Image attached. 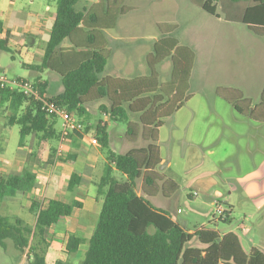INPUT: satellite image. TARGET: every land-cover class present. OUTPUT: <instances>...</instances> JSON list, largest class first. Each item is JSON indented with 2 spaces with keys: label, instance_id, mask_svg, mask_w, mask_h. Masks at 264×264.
<instances>
[{
  "label": "trees",
  "instance_id": "obj_1",
  "mask_svg": "<svg viewBox=\"0 0 264 264\" xmlns=\"http://www.w3.org/2000/svg\"><path fill=\"white\" fill-rule=\"evenodd\" d=\"M211 16L218 17L217 4L223 0H190ZM225 20L243 25L249 33L264 38V0H227ZM125 0H100L89 5L85 0H56V10L49 39L42 60L23 65L34 73L48 71L59 78L62 92L47 97V82L36 79L34 87L39 100L24 95L17 89L0 90V108L6 107V125L19 128V147L29 140L55 143L59 140L58 118L42 110V100L77 117L73 135L82 137L93 130L96 147L104 158V168L95 183L97 197L102 199L96 226L89 238L84 259L78 264H264V253L257 248L245 252L236 233L220 235L216 224H229L227 209L212 222L211 228H199L189 233L172 216L152 203L156 196L175 197L180 190L176 181L159 172L161 156L158 148L159 130L164 119L176 113L190 97L189 81L194 64V53L178 46L172 38L177 26L158 24L165 36L146 57L150 75L135 79L105 76L111 58L107 31L113 30L118 17L132 8ZM246 4L234 13L231 5ZM2 23L0 22V32ZM68 47H61L63 41ZM4 41L0 48L8 50ZM170 57V80L160 84L156 66ZM216 97L226 102L235 113L248 120L264 124V89L261 100L253 105L240 90L217 87ZM104 101L100 114L110 121L124 123V138L131 145L142 141L143 146L126 153H114L110 148L107 123H91L87 107ZM72 135V134H71ZM50 163L55 160L52 149ZM35 176L28 171L20 174L0 175V199L11 192L26 193L33 189ZM81 183V177L70 176L67 191L72 192ZM31 202L35 222L29 226L16 217L0 215V248L6 249L11 241L15 250L25 254L28 264H46V253L53 226L71 216L77 201L66 203L57 199ZM192 239L198 246L190 247ZM77 236H69L65 251L76 253L82 243ZM54 264H71L59 260Z\"/></svg>",
  "mask_w": 264,
  "mask_h": 264
},
{
  "label": "rangeland",
  "instance_id": "obj_2",
  "mask_svg": "<svg viewBox=\"0 0 264 264\" xmlns=\"http://www.w3.org/2000/svg\"><path fill=\"white\" fill-rule=\"evenodd\" d=\"M31 1H34L33 6H30ZM97 1L100 2V0H85L89 5ZM9 4H13L12 0H0V8L4 10L8 9ZM123 4L132 9L123 16L118 17L115 28L107 31V33L120 38V41L109 44V49L114 53V56L108 61L106 70L114 71L113 73L111 72L112 76H116L113 78L125 79L129 77L130 79H135L150 75H146L150 71L146 63V57L153 53L154 46H157L161 39L165 38L160 33L158 24L177 26L178 29L174 32L172 38L178 42V46L187 47L194 53V64L189 81L190 97L183 103L187 107L182 112L164 119L159 144L161 156L171 161L169 170L163 168V170L160 169V172L171 174L180 187L179 193L171 201L174 209H177L179 214L177 215L175 211H170V215L182 228L193 233L201 225L207 226L213 220H218L219 214L214 208H209L208 215L205 216L207 208L203 210L201 204L212 203L202 194L191 198L190 194L193 191L190 189L189 182L194 180L200 173L213 170L215 168L214 165H216L217 154L219 152L223 154L226 149L232 155L229 157L228 162L222 164V167L225 166L227 168L230 163L234 166V159L243 150L244 143L245 147L247 145V139L243 137L235 140H228L223 137L218 140L219 143L216 146H213L216 150V155L210 157V155L206 154L208 149L207 142L193 140L198 137L199 130L201 131L203 128L200 122L203 123L206 120L207 129L213 131L223 128V123H228L230 127L233 126L234 128L236 124H239V127H247L250 120L235 113L236 116H239L240 122H233L229 117V112H224L223 110L218 112L219 117H216V113H192V111H196L199 106L203 107L202 105L206 106L207 110L210 111L209 107L214 106L215 100H218L222 106L231 110L232 108L226 102L216 97L214 91L217 87H237L244 92L246 97L256 102L255 88L258 89L262 85L264 76L256 74L252 77L253 81H244V83L253 86V94H248L242 88L243 83L238 80L241 79L244 72H247L248 63V68L251 72L259 73L256 69L261 68V64L264 63V39L247 33L249 37L245 40L243 36H245L247 31H245L244 27L239 23L225 20L224 10L225 6L227 8L228 5L227 0L217 4L216 13L218 17L207 14L190 0H125ZM15 6L17 7L16 9L20 8L24 12H28L30 8L27 6H30L34 11L42 15L47 14L45 7L49 6L50 15H53L56 10V0H17ZM244 6L246 4L238 3V5H231L230 10L236 13L241 11ZM231 27L234 30L230 29ZM6 29L3 36L4 39L9 30H11L8 24ZM105 38L107 40L106 34ZM26 44L24 37H20L17 34L15 37L9 38V49H0V74L5 75L9 80L22 79L29 83H33L37 76L41 77L42 80H48L46 73H32L22 66L23 56L18 51H23V45ZM68 45V41L65 40L61 47L65 48ZM219 49L224 53L223 57L220 58L218 56ZM122 55H124V58ZM124 62H128V64L123 65ZM127 69L128 73L122 72L127 71ZM171 69L170 57H167L156 66L160 84H165L170 80ZM237 76H240V79ZM50 93H55L54 89L50 90ZM94 107L92 106L90 110L91 122L99 119ZM7 112L6 107L0 108V170H6L7 167L2 161V159H5L4 154L9 157L8 160L21 156V172L25 170L30 172L35 176V181L32 190L22 194L11 191L6 198L0 199V215L16 217L25 221L29 226H33L35 213L31 212V202L40 201L45 204L43 195L52 165L56 163L58 165L68 164L70 163V157L65 150L56 163H54L55 161L50 163V155L53 153V148L56 150L57 142L38 144L35 140L27 143L24 154L18 153L19 128L6 125L5 117ZM204 116L206 118L202 119ZM188 121H191V127L184 130V126ZM173 124H175L174 127ZM57 126L60 128L59 120ZM125 130L126 126L124 123L109 124L108 133L111 138L113 137L116 146L119 145L120 139H123ZM171 133H174L177 137L176 139L173 138L171 143H168V137ZM195 135L197 136L191 140L185 138ZM90 139L88 137V140ZM71 145L72 141L68 140L66 146L70 149ZM240 165L241 171L251 166L247 162ZM221 169L218 168L217 171H222ZM92 189L93 187L91 186ZM60 191L64 192V188L60 187ZM65 198L69 199L68 193L65 194ZM99 212L100 208L98 215ZM240 217H242L240 209L232 211L229 225L222 223H218V225L224 227V231L231 230L240 235L238 230ZM180 219L187 221V226H184ZM93 230L94 226L74 228L71 225L70 228L69 223H60L54 226L51 229L48 240L49 247L46 253V264H54L59 260L68 261L71 264L80 263L88 249L89 238ZM77 234L82 237L83 241L76 253L68 254L65 251L67 239L69 236H76ZM197 246L196 240L192 239L190 247ZM243 247L247 251L249 244L245 242ZM0 264H28V258L25 254L18 253L12 242L8 240L6 241V249L0 248Z\"/></svg>",
  "mask_w": 264,
  "mask_h": 264
},
{
  "label": "crops",
  "instance_id": "obj_3",
  "mask_svg": "<svg viewBox=\"0 0 264 264\" xmlns=\"http://www.w3.org/2000/svg\"><path fill=\"white\" fill-rule=\"evenodd\" d=\"M17 0H12L13 4H9L7 10L0 8V22L2 23V31L0 32V41H4V45L7 49H9V38L15 37V35H19L20 37H24L26 41V45L24 46L23 51L19 50L18 52L23 56V65H31L37 64L42 60L44 55V50L46 47V43L49 39L50 30L53 24V15H50V8L49 6L45 7V11L47 12L46 15H42L30 6L34 5V1L30 2V8L28 12H24V10L16 9L15 2ZM97 1L96 3H98ZM94 3V4H96ZM7 24L11 28L9 32L6 34L4 39V32L6 29ZM243 26V25H242ZM244 27V26H243ZM234 30V28H230ZM236 29V28H235ZM245 31L247 29L244 27ZM23 32V33H22ZM248 31L246 32L245 40L248 39L249 34L252 35ZM107 36V41L109 44H113L114 42L120 41L119 37L113 36L110 33H105ZM255 37V36H254ZM258 38V37H257ZM264 39V38H260ZM122 40V39H121ZM28 46V47H27ZM66 48V47H65ZM110 48V47H109ZM1 49V48H0ZM111 51V49H110ZM218 56L223 57V51L219 49ZM114 56V53L111 52V58ZM124 58V55H122ZM128 64V62H124L123 65ZM247 64V63H245ZM249 63L247 64V72H244L241 76H237L238 80L242 84V88H244L247 93L253 94V89L251 84L244 83V81H253V75H263L264 76V63L261 64V68H257L256 70L259 73L251 72L248 68ZM128 67V65H127ZM222 70V69H221ZM30 71V70H28ZM31 72V71H30ZM112 71H107L105 69V76L109 77H116L112 76ZM128 73L127 71H122ZM34 73V72H32ZM46 73L48 76V80H42L41 77H36V79H40L41 81H46V89L44 94L47 97H52L58 95L62 92L63 88L59 81V78L50 73L48 71L38 73L43 74ZM37 74V73H36ZM130 74V73H129ZM150 71L146 73L149 75ZM144 75V76H146ZM239 75V74H238ZM128 76V75H127ZM125 78V77H124ZM35 79V80H36ZM125 79H130L126 77ZM234 79V78H233ZM232 79V80H233ZM54 85V86H53ZM226 88H234L240 90L237 87H229ZM54 89L55 93H50V90ZM264 89V82L258 89L255 88V96L257 97V101L253 102L249 97H246L243 91H241L244 97L250 99L253 105H256L261 100V93ZM220 99V98H219ZM222 100V99H221ZM223 101V100H222ZM214 106L209 107L208 111L206 106L202 105L203 107H198L196 111H192L195 113H216V117H219L218 112L224 111L229 112V117L233 120V122L239 123L240 118L239 116L235 115L233 109L229 110L222 106L218 100L214 101ZM106 105V102L101 101L94 103L87 107V111L91 115V107L95 106V112L98 113L96 115L99 116L98 120H102L103 122L107 123V127L110 123L117 124L115 122L110 121L108 115L100 114L99 107L101 105ZM187 106L182 105L180 109L174 113L178 114L182 112ZM232 111V112H231ZM92 117V116H91ZM206 116L202 117L205 119ZM6 119V118H5ZM173 119V118H172ZM96 119V121H98ZM95 121V122H96ZM94 123V122H91ZM244 123V122H241ZM200 125H203L201 131L199 130L198 137L195 138L197 135L193 137H185L187 139L199 140L202 142H207V150L206 154L210 155V157L215 156L216 150L213 146H216L221 138L225 137L228 140H235L237 138H245L247 139V145L240 152V154L234 159V166L232 163L228 164L227 168L222 167V164L228 162L229 157H231V153H228L227 149L224 150L223 154L220 152L217 154L216 165H214L213 170L204 171L197 175L194 180L189 182L190 189L193 191L190 196L191 198L197 197L198 194L204 195L208 198L212 204H201V208L203 210L206 209L205 216L208 215L209 208H214L217 211V208H221L222 211H226L229 209L230 213L235 210L240 209V222L238 225V230L240 231V235H238L242 246L243 243L249 244V249L245 252H249L251 248H257L261 252L264 253V124L254 123L250 121L248 126L239 127V124L230 127L228 123H223V128H219L217 130L209 131L207 129V121L205 120L203 123L200 122ZM175 124H173V127ZM191 127V121H188L184 126V130L186 128ZM162 128V127H161ZM161 128L159 130L158 135V148L160 152V135H161ZM206 130V131H205ZM188 132V131H187ZM93 130H90L89 134L83 135L82 137H78L76 135H71L68 140L72 141V145L70 149L66 146V154L70 157V163L68 164H53L51 168V172L47 179V185L44 191L43 200L46 199H57L62 200L66 203H72L73 201H77L81 204L80 208H73L71 216L66 218L67 220H63L62 223H69L70 228L71 225L76 227L81 226H96L98 220V211L101 208L102 199L97 197V188L95 183L100 179L103 173L104 168V158L101 153L98 151L95 145L91 144V139L88 140V137L92 138ZM187 136V135H186ZM110 137V148L114 153H126L132 149L140 148L143 146V142L139 141L135 145H131L125 141L124 135L123 139H120L119 145L116 146L114 144L113 137ZM176 135L171 133L168 137V143H171L173 138L176 139ZM31 140H29L30 142ZM209 141V142H208ZM48 143V142H42ZM27 146V145H26ZM19 147L17 152L20 154H24L25 147ZM19 156V155H18ZM161 156V154H160ZM21 156L15 159L8 160L4 154V158L2 161L7 165L6 170H0V175L7 176L13 174H20L21 173ZM22 158V157H21ZM20 159V160H19ZM249 163L251 166L248 169L243 171L240 170V164L242 163ZM254 162V163H253ZM171 167V161L167 160V158H163L161 156V166L160 169L166 168L169 170ZM221 169L222 171H217V169ZM159 169V172H160ZM235 169V170H234ZM216 170V171H215ZM78 174L81 177V183L77 186L72 192L67 191V184L70 176L72 174ZM161 173V172H160ZM172 180H176L171 174L161 173ZM62 185V186H61ZM91 186L93 189L91 190ZM60 187L64 188V192L60 191ZM18 193V192H16ZM22 194L21 192H19ZM69 194V199L65 198V194ZM174 198V197H173ZM171 199H165L162 196H156L152 199V203L155 207L162 209L170 214V211H175L178 215L179 211L174 209V205L172 204ZM72 201V202H71ZM223 203V204H222ZM96 204H99L96 206ZM226 207H225V206ZM220 216V215H219ZM23 221V220H22ZM180 221L187 226V221L180 219ZM217 221V220H213ZM212 221V222H213ZM25 222V221H24ZM96 222V223H95ZM26 223V222H25ZM214 223V222H213ZM27 224V223H26ZM60 224V223H59ZM57 224V225H59ZM34 225V224H33ZM226 225V224H225ZM229 225V224H228ZM56 226V225H55ZM54 227V226H53ZM52 227V228H53ZM212 223L210 225H201L200 228H211ZM221 228V229H220ZM216 230L219 232L220 235H225L229 232L235 233L231 230H225L224 227L219 226L216 224ZM192 233L191 231H188ZM76 233V232H75ZM77 237L78 234L76 235ZM244 248V247H243Z\"/></svg>",
  "mask_w": 264,
  "mask_h": 264
},
{
  "label": "built area",
  "instance_id": "obj_4",
  "mask_svg": "<svg viewBox=\"0 0 264 264\" xmlns=\"http://www.w3.org/2000/svg\"><path fill=\"white\" fill-rule=\"evenodd\" d=\"M7 88L11 90L17 89L28 97H33L36 100L40 99L39 93L33 83H29L28 81L22 79L9 80L5 75L0 74V90ZM42 103V110L57 117L60 121L59 140L57 142L54 162L56 163L58 158H60L65 152L68 139L76 129L78 120L74 112H69L61 107H58L49 102L47 99L42 100ZM91 144L96 145V139L94 137L91 138ZM216 212L219 215L223 213L221 208H217Z\"/></svg>",
  "mask_w": 264,
  "mask_h": 264
}]
</instances>
